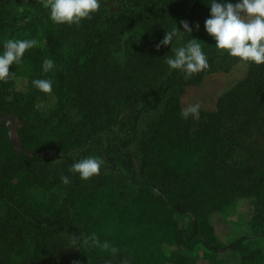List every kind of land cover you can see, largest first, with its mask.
Wrapping results in <instances>:
<instances>
[{
	"label": "trees",
	"instance_id": "obj_1",
	"mask_svg": "<svg viewBox=\"0 0 264 264\" xmlns=\"http://www.w3.org/2000/svg\"><path fill=\"white\" fill-rule=\"evenodd\" d=\"M144 1L129 0L132 11L104 18L95 0H63L67 8L51 7L44 17L36 12L23 21L12 0H0V113L20 119L23 144L13 146L0 119V242L12 240L9 249L22 263L211 264L264 239V168L248 178L238 162L236 168L227 130L238 113L256 120L260 108L244 105L247 101L264 106V31L222 52L223 40L231 36V15L223 0H195L183 16L182 47L172 69L158 86L146 88L123 74L128 66L106 50L114 31L132 23L139 14L133 7ZM176 1L156 5L166 12ZM160 35L155 31L152 42L136 47L128 60L135 74L162 68ZM236 53L248 63L239 84L212 111L191 107L186 96L195 82L185 75ZM164 102L144 131L142 178L125 177L109 155L107 138L129 142L141 118ZM93 143L125 177L131 198L108 183L97 187L70 174L49 179L29 169L31 162L71 161ZM59 183V202L35 192ZM239 198L257 206L252 232L222 241L212 215ZM40 220L48 231L35 234ZM61 223L72 230L69 258L54 247V226ZM14 231L18 236L10 239ZM239 264H264V247L247 250Z\"/></svg>",
	"mask_w": 264,
	"mask_h": 264
},
{
	"label": "rangeland",
	"instance_id": "obj_2",
	"mask_svg": "<svg viewBox=\"0 0 264 264\" xmlns=\"http://www.w3.org/2000/svg\"><path fill=\"white\" fill-rule=\"evenodd\" d=\"M22 19L34 18L36 12L40 17H44L47 10L51 7L57 9L67 8L63 0H12ZM124 0H95V5L101 16L104 18L117 17L124 11H132L131 5ZM195 0H177L172 7L162 12L160 6L156 5V0H146L140 6L133 7L139 14L135 15L128 26L118 27L109 38L107 51H111L113 60L128 66L123 74H129L132 81H138L146 88L156 87L166 77L172 69L182 47V28L183 16L189 11ZM224 12L231 15V36L224 39L220 50L222 52L243 45L253 35L264 31V0H223ZM222 24H226L224 21ZM161 32V42L164 41V57L162 68L156 72L140 75L135 74L129 68L128 60L136 51V47L143 43L152 42V35L147 37L150 32ZM158 41V40H157ZM250 44L249 42L246 44ZM77 57V54L74 53ZM74 58V57H73ZM75 60V58H74ZM248 67L247 60L237 56V53L230 57H220L211 65L205 68L189 71L185 76L195 83L187 92L188 104L195 109L202 111H212L217 102L223 100L225 95L239 84L243 78L244 72ZM74 72V70H73ZM78 80H76L77 82ZM187 87V88H188ZM135 89V87H134ZM232 101V100H229ZM236 102V101H235ZM239 102V101H237ZM248 105L256 110L254 117L256 120L250 122L246 115L237 114L235 120L230 119L227 122L229 141L232 143L234 161L246 170L248 173L259 171L264 168V106L259 102L247 101ZM165 102L157 109L145 114L139 123L135 136L125 143L124 140L115 136L107 138V148L109 155L117 162L125 177L142 178V141L144 131L150 127L151 123L158 117L163 110ZM6 124L8 125V136L16 141H20L18 128L21 121L17 116L6 114ZM206 118V117H205ZM11 132V137L9 134ZM15 147V145L13 144ZM16 148V147H15ZM29 169L38 170L43 176L49 179L64 178L67 174L74 177H82L88 183L100 187L104 184H110L113 187L121 189L126 197L131 198L133 191L130 185L122 177L112 162L104 159L99 153L98 145L93 143L80 151L73 160L41 161L31 162ZM241 176L246 174L239 171ZM37 194L48 195L57 200L63 197V187L61 183L54 185L52 189L46 190L43 187L35 189ZM257 215V206L251 198H239L230 204L223 213H214L212 222L216 228L219 238L222 241L230 240L234 237L249 234L252 232L253 222ZM47 223L39 221L35 234H44L48 231ZM54 229L57 232L56 242L54 244L56 253L59 256L69 258L74 249L72 230L68 229L64 223L56 224ZM74 233V232H73ZM10 239L17 238L18 234L9 233ZM0 242V264H28L22 263L21 259H16L14 253L9 249L10 242ZM252 247H264V239L249 241L242 251L218 258L211 264H239L242 256ZM203 248L198 252L202 256ZM109 264H123L121 261H112Z\"/></svg>",
	"mask_w": 264,
	"mask_h": 264
},
{
	"label": "water",
	"instance_id": "obj_3",
	"mask_svg": "<svg viewBox=\"0 0 264 264\" xmlns=\"http://www.w3.org/2000/svg\"><path fill=\"white\" fill-rule=\"evenodd\" d=\"M0 119H3L4 122H5V124H6L5 114L0 113ZM6 126L8 127L7 124H6ZM8 128H9V127H8ZM9 134H10V137H11V132H10V131H9ZM11 141L13 142V144L15 145V147H16L17 149H20V148L23 147V144H22L20 141H16V140H14V138H12V137H11ZM49 152H50L51 154L55 153V151H53V150H49ZM28 154H29V155H41V154H44V152H35V153H34L33 151L29 150V151H28Z\"/></svg>",
	"mask_w": 264,
	"mask_h": 264
}]
</instances>
